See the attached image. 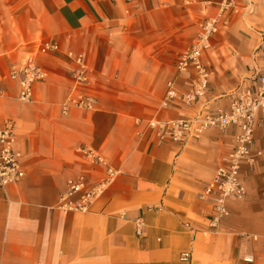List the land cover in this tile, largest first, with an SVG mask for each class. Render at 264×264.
I'll return each mask as SVG.
<instances>
[{
    "label": "crops",
    "instance_id": "obj_1",
    "mask_svg": "<svg viewBox=\"0 0 264 264\" xmlns=\"http://www.w3.org/2000/svg\"><path fill=\"white\" fill-rule=\"evenodd\" d=\"M215 1L0 0V128L14 120L25 170L0 187V264H264V112L255 113V156L242 162L245 196L229 198V213L215 224L199 192L238 127L213 126L177 142L147 123L227 107L233 88L262 65L264 0H239L202 52L206 94L192 105L161 106L169 79L189 87L193 69L176 73L174 62ZM45 39L83 51L91 81L70 75L63 51L42 54L47 77L33 84L32 101L20 100L8 70ZM77 92L92 95L94 106L61 112ZM80 145L118 172L86 211L64 210L58 202L68 178L106 176L105 165L91 163ZM248 253L252 261L243 259Z\"/></svg>",
    "mask_w": 264,
    "mask_h": 264
},
{
    "label": "built area",
    "instance_id": "obj_2",
    "mask_svg": "<svg viewBox=\"0 0 264 264\" xmlns=\"http://www.w3.org/2000/svg\"><path fill=\"white\" fill-rule=\"evenodd\" d=\"M252 3V0H245ZM213 14L203 17L198 23V31L194 40L177 56L174 66L176 73L193 69L194 77L187 89L178 88L175 78L166 83V90L161 106H168L173 101L187 105L195 104L206 94L210 71L202 59V52L211 45V37L220 26L227 24L230 14L240 5L239 0H216ZM263 49L262 65L246 79L241 80L231 91V99L227 107L208 108L201 106L183 117L159 118L147 120L156 135L170 138L177 142H185L188 138H198L209 127L224 128L235 124L238 131L233 145L221 156L212 176L204 183L199 197L209 204L210 222L215 224L221 217L229 213L227 200L241 199L245 196L246 186L241 175L243 160L251 162L255 154L250 153L254 141L255 113L264 112V40L260 44ZM63 51L71 61L70 75L78 82H90L93 67L86 60L83 51L71 48L62 49L55 39H45L38 43L34 52L27 53L18 63H13L7 75L18 82V98L23 101L33 100V84L47 77V70L37 60V56ZM95 98L87 93L77 92L69 95L61 103L60 110L66 113L71 106L92 108ZM78 150L91 163L105 165L106 176L90 182L84 174L67 179V189L59 197L58 206L64 210L86 211L90 203L103 191L114 178L118 170L112 168L106 158L87 145H80ZM22 151L16 145V127L12 118H6L0 128V187L5 188L24 176L21 164ZM143 219H136L135 231L141 232ZM188 252H181V258H187ZM245 261H252L248 253Z\"/></svg>",
    "mask_w": 264,
    "mask_h": 264
}]
</instances>
